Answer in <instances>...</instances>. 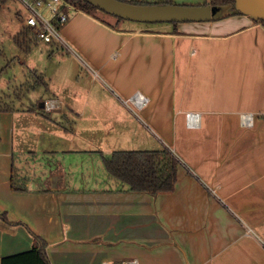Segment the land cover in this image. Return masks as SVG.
<instances>
[{"label": "crops", "instance_id": "1", "mask_svg": "<svg viewBox=\"0 0 264 264\" xmlns=\"http://www.w3.org/2000/svg\"><path fill=\"white\" fill-rule=\"evenodd\" d=\"M63 35L79 52L73 90L0 107V256L34 233L51 264H264V23L153 28L79 10ZM163 148L179 158L168 192L132 191L104 162Z\"/></svg>", "mask_w": 264, "mask_h": 264}, {"label": "rangeland", "instance_id": "2", "mask_svg": "<svg viewBox=\"0 0 264 264\" xmlns=\"http://www.w3.org/2000/svg\"><path fill=\"white\" fill-rule=\"evenodd\" d=\"M129 1L134 3H163L166 0ZM172 1L176 4L188 5H200L206 2H209V4L213 3L212 0ZM75 5L76 8L72 10L70 18H72L77 11L81 10L79 4L75 2ZM233 9H235L234 5L229 6L227 9H223L221 14H217L213 19L219 20ZM96 12L112 20L116 17H113L114 15L112 16V14L102 9H94V15ZM29 13L30 11L24 0H4L0 6V106H5L8 103L10 104L8 101L10 98L24 99L26 97L25 99H27L28 96L26 95L29 91L35 97L37 96V98L39 97L38 95L56 97L60 95L61 87H64L65 91L70 92L75 86L74 83H76L73 82L75 80L72 78L76 68V64H74L72 58H75V50L77 49L67 38V45L54 44L43 40H39L38 42L35 39H33V41L29 40L33 43H30V49L24 48V46L16 42L15 36L22 33L23 29L26 28V20ZM124 20L127 25L153 28H168V26L173 25L171 22H139L127 21V19ZM20 38H24L23 35H20ZM81 56L85 58L82 54ZM34 69H36V71H34ZM46 76L47 79L45 82L48 84L40 79L41 77L46 78ZM54 76H56V78ZM49 77L52 78L48 79ZM53 111L51 112L52 114ZM47 118L49 117L47 116ZM65 122H67L64 124L65 127L70 125L68 121ZM17 138H20L19 131L17 133Z\"/></svg>", "mask_w": 264, "mask_h": 264}, {"label": "trees", "instance_id": "3", "mask_svg": "<svg viewBox=\"0 0 264 264\" xmlns=\"http://www.w3.org/2000/svg\"><path fill=\"white\" fill-rule=\"evenodd\" d=\"M69 1L73 4L76 2L80 5L81 10L92 15H94V9H100L86 0ZM3 2L4 0H0V6ZM165 2L173 3L172 0H166ZM212 2L213 5L223 7L234 5L235 7V0H212ZM208 3L206 2L205 4ZM233 14H242V12L235 7V9L226 13L224 17ZM115 18L124 20V18L117 16ZM255 20L264 23L263 19ZM171 23L176 25L178 22ZM31 32V29L26 26L22 33L15 36L16 42L24 46V48L30 49V41H33V39L28 37ZM20 35H23L24 38H20ZM34 39L36 40V38ZM0 107L1 109H7V105ZM104 162L112 177L128 184L132 191L156 194L174 190L179 158L168 148L161 150H116L110 157L104 158ZM0 215L6 219L5 214ZM33 235L34 244L32 249L12 255L0 256V264H51L47 253L48 242L37 234L33 233Z\"/></svg>", "mask_w": 264, "mask_h": 264}, {"label": "water", "instance_id": "4", "mask_svg": "<svg viewBox=\"0 0 264 264\" xmlns=\"http://www.w3.org/2000/svg\"><path fill=\"white\" fill-rule=\"evenodd\" d=\"M109 14L139 22L209 21L223 6L213 4L134 3L125 0H86ZM235 7L254 19L264 20V0H235Z\"/></svg>", "mask_w": 264, "mask_h": 264}, {"label": "built area", "instance_id": "5", "mask_svg": "<svg viewBox=\"0 0 264 264\" xmlns=\"http://www.w3.org/2000/svg\"><path fill=\"white\" fill-rule=\"evenodd\" d=\"M29 16L26 26L31 29V34L36 40H43L54 44L67 45L63 35V27L69 21L75 4L69 0H24ZM148 98L140 91L136 92L128 102L141 107L145 105ZM56 106L53 100L46 102V108L51 110ZM187 124L189 127L197 128L201 125V112L189 111L186 113ZM241 124L245 127H252L255 123V114L245 112L241 114ZM251 230L248 229V233ZM135 264V261L130 262Z\"/></svg>", "mask_w": 264, "mask_h": 264}]
</instances>
